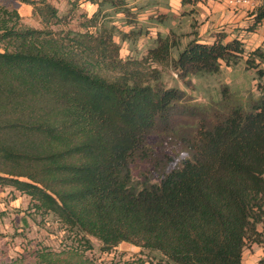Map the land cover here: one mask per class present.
<instances>
[{
	"label": "trees",
	"instance_id": "obj_1",
	"mask_svg": "<svg viewBox=\"0 0 264 264\" xmlns=\"http://www.w3.org/2000/svg\"><path fill=\"white\" fill-rule=\"evenodd\" d=\"M18 1L42 27L0 5V188L26 196L28 216L51 217L71 243L39 246L14 263L241 264L247 245L264 242V92L246 107L224 95L211 110L164 86L156 70L108 77L75 54L100 47L101 59L118 61L114 37L132 45L147 36L145 23L168 30L149 38L145 58L181 79L218 74L244 57L264 76V49L247 51L224 28L211 43L191 30L182 44L171 14L144 23L141 6L126 0H65L64 15L49 0ZM86 3L95 6L90 16L79 12ZM118 14L127 32L113 25ZM252 16L246 32L264 7ZM72 20L80 30L68 28ZM137 162L147 169L135 180ZM90 238L102 253L125 242L158 258L100 262L86 253Z\"/></svg>",
	"mask_w": 264,
	"mask_h": 264
},
{
	"label": "rangeland",
	"instance_id": "obj_2",
	"mask_svg": "<svg viewBox=\"0 0 264 264\" xmlns=\"http://www.w3.org/2000/svg\"><path fill=\"white\" fill-rule=\"evenodd\" d=\"M49 1L58 9L60 15L66 14L68 6L65 0ZM126 1L129 6L134 4L141 6L140 10L143 13H140L139 19L144 23L151 12H156L155 15L164 10L152 8L151 0ZM255 4L257 6L252 7L250 15L259 7H264V0H257ZM0 5L16 10L24 25L37 29L42 27L39 18L32 14L30 5L21 3L18 0H0ZM94 10L95 6L87 3L79 7V12H85L88 16ZM132 10L135 11V9ZM178 13L171 19L170 26L181 38L182 44H185L192 38L191 30H195V26L191 24H194L195 21L190 15H183V12L180 11ZM123 18L122 14H118L110 19L118 30L127 32L130 27L124 25ZM144 26H148L147 36L141 37L132 45L127 42L122 43L119 36L114 37L115 43L120 46V60L118 61L111 62L101 59L98 56V52L102 50L100 47L82 50L75 54L76 59L85 62L89 68L108 77L116 76L115 74L123 73L130 68L144 69L145 71L156 70L159 72L164 86L167 88L175 87L183 91L192 103L208 106L211 110L221 109L220 104H222L224 95L229 102L246 107L248 102L255 100L264 92V76L258 75L256 68L246 66L244 63L246 57L235 67H226L223 64L218 74L188 77L186 79L179 78L178 74L167 64L161 65L145 58L147 49L151 46V39L149 38L154 37L157 32L167 33V28L154 23H145ZM68 28L80 30L76 20L70 21ZM176 54L177 50H174L172 57L174 58ZM260 68L263 69L264 65L261 64ZM131 168L133 177L137 180L140 174L147 169V165L137 162ZM27 204L28 198L26 196L12 192L7 188H0V264H15L14 260L19 258H22L21 261H23V257L27 252L30 253L31 250L39 246L59 251L71 243L67 237L68 235L60 229L51 217H46L43 220L41 217H36V219L29 217L26 213ZM90 241L92 250L86 253L89 257L100 262H110L111 260L135 261L137 259H147L149 261L150 258H158L156 254L140 251L138 247L129 243H121L109 254L102 253L99 242L94 238H90ZM22 264H25V261Z\"/></svg>",
	"mask_w": 264,
	"mask_h": 264
},
{
	"label": "crops",
	"instance_id": "obj_3",
	"mask_svg": "<svg viewBox=\"0 0 264 264\" xmlns=\"http://www.w3.org/2000/svg\"><path fill=\"white\" fill-rule=\"evenodd\" d=\"M192 4L182 5V0H151L152 8L164 9L162 14H171L173 17L183 12V15H190L194 18L197 37L202 42L211 43V34L221 31L227 34V40L234 36L244 44L246 50H253L257 47L264 49V22L253 32H246L244 29L250 25L253 16L251 5L233 6L231 0H193ZM257 1V0H255ZM192 10L190 14L186 13ZM159 11V10H158ZM185 11V13H184ZM156 12H151L154 14ZM197 15V18H196ZM241 264H264V242L261 244H249L242 252Z\"/></svg>",
	"mask_w": 264,
	"mask_h": 264
},
{
	"label": "built area",
	"instance_id": "obj_4",
	"mask_svg": "<svg viewBox=\"0 0 264 264\" xmlns=\"http://www.w3.org/2000/svg\"><path fill=\"white\" fill-rule=\"evenodd\" d=\"M230 4L233 5V6H239V5H243V4L251 5L252 7L257 6L255 4V0H231ZM262 22H264V19L262 20Z\"/></svg>",
	"mask_w": 264,
	"mask_h": 264
},
{
	"label": "water",
	"instance_id": "obj_5",
	"mask_svg": "<svg viewBox=\"0 0 264 264\" xmlns=\"http://www.w3.org/2000/svg\"><path fill=\"white\" fill-rule=\"evenodd\" d=\"M123 243H125V242H123Z\"/></svg>",
	"mask_w": 264,
	"mask_h": 264
}]
</instances>
